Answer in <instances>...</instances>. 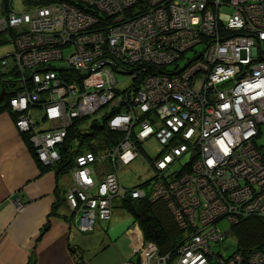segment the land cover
Here are the masks:
<instances>
[{"label":"built area","instance_id":"2783aa9c","mask_svg":"<svg viewBox=\"0 0 264 264\" xmlns=\"http://www.w3.org/2000/svg\"><path fill=\"white\" fill-rule=\"evenodd\" d=\"M2 32L13 44L0 59L2 72L18 82L6 89V104L39 158H60L67 113L103 112L121 133L109 151L76 155L66 200L81 204L82 231L81 219H91L78 196L96 208L95 219L99 207L109 218L115 196L160 199L188 233L174 254L159 253L152 241L144 246L139 236L136 264H264V245L228 255L215 248L242 218H264V145L256 140L264 133V0H60L23 11L8 5L0 9ZM198 44L203 49L180 66ZM32 112H43L48 127L37 130ZM152 135L159 144L148 153L153 180L128 187L117 171L95 168L107 156L129 163L136 141ZM222 219L225 229L217 226Z\"/></svg>","mask_w":264,"mask_h":264},{"label":"crops","instance_id":"0c3cea01","mask_svg":"<svg viewBox=\"0 0 264 264\" xmlns=\"http://www.w3.org/2000/svg\"><path fill=\"white\" fill-rule=\"evenodd\" d=\"M0 9H5L2 1ZM6 86L0 85V94ZM32 115L40 120L43 112ZM40 126L48 127V121ZM72 183L71 172L47 170L36 160L14 114L0 107V264L138 263L133 251L137 223L119 236V208L110 220H99L93 231L81 233L63 197Z\"/></svg>","mask_w":264,"mask_h":264},{"label":"trees","instance_id":"16d2710c","mask_svg":"<svg viewBox=\"0 0 264 264\" xmlns=\"http://www.w3.org/2000/svg\"><path fill=\"white\" fill-rule=\"evenodd\" d=\"M24 1L30 6L29 8H32L60 0ZM2 5L4 8H7L8 5L10 6V0H2ZM6 75L14 76V73L8 74L5 71L0 72V85L4 83L7 85L6 89H8L9 83L4 79V76ZM6 100L7 98L4 97L3 101H1L0 107H8ZM104 117L105 116L102 115V121L99 125L104 121ZM83 123H87L84 129H82V124H79L74 130L67 129L66 139L58 146L60 158L54 162L53 170L58 172L74 171L76 155L80 154L83 150L92 151L95 155H98L101 151H109L118 144L116 141L117 137L112 136L114 131L111 132L107 126H105V129L101 134H98L95 131L96 126H98V121H91L89 124L84 117ZM114 134L120 135L121 133L116 131ZM23 135L27 138L29 148L33 147L28 132H23ZM87 135L92 137L84 141V138ZM33 153L35 155V152ZM37 161L40 163L39 160ZM95 191L96 190L93 189V192ZM124 208L133 217L134 222L138 223L143 232L144 238L148 241L154 242L161 253L174 254L178 247L183 243L188 233V231L180 228L173 213L169 211L163 200L149 202L147 199H135L127 202ZM77 221V227H79L78 216ZM230 235V237L235 240V248L242 252H250L259 248L264 245V218L257 216L244 217L237 224L232 226Z\"/></svg>","mask_w":264,"mask_h":264},{"label":"rangeland","instance_id":"374dc122","mask_svg":"<svg viewBox=\"0 0 264 264\" xmlns=\"http://www.w3.org/2000/svg\"><path fill=\"white\" fill-rule=\"evenodd\" d=\"M1 1L2 0H0V2ZM10 5L15 11H23V10L29 9V7H30V6H28L26 4V2L24 0H10ZM8 38H9V36H8L7 32H2L0 34V55H3L7 51H10V49L12 47V42H10L8 40ZM263 46H264V44H263ZM202 49H203V44H198L197 46H195L194 49L188 50L186 52V54H185L186 57H183V58L180 59V61H179L180 66H183L185 64L187 58H190V59L193 58V56L195 55V51L200 52ZM173 65L174 64H171L170 67H173ZM0 72H2L1 65H0ZM9 74H11V73H9ZM117 77H118L119 81H124L125 80L126 83L130 81L127 78V76H125V75L117 74ZM4 79L6 81H8L9 88H11V89L16 88V86L18 85V82H15V81L12 83V80L15 79V77L12 76V75H6V76H4ZM10 81H11V83H10ZM124 92L125 91H122V92L119 91V94H123ZM85 113H87V112H85ZM102 113L101 112H88L85 115H83L84 113L83 114L78 113V115H76L75 117H73L71 114L67 113L66 119H65V121H66L65 124H66L68 129H72V130H74L77 126H79V124H82V129H84V127H86V125H87V123H83V120H84V117H85L89 124H90L91 121H95V120L98 121V126H96V130H95L96 133H98V134L99 133L101 134L102 131H104L105 126H107L111 130V132H113V131L114 132H116V131L119 132L118 128H113L110 125L108 126V119L110 117L107 118V119H105V117H104L103 118L104 121L99 125V123L102 121ZM153 113L157 114L158 117L161 114L160 112H150L148 115H151ZM34 116L35 115H32V118H34ZM46 120H47V118L43 114L40 117V120L34 119V123L32 125L37 130H40L41 128L43 129V127L40 126V124H42V123L44 124L46 122ZM123 125H124V122H122L119 126H123ZM30 129H31V127H30ZM18 130L21 133H23V132L25 133V131H21V129H19V128H18ZM114 132H113L112 136L113 137H117L116 138L117 142L121 141V134L120 135H115ZM37 133H39V132H37ZM37 133H35V134H37ZM123 135L124 134L122 133V136ZM66 137H67V134L64 136V138L66 139ZM91 137L92 136L87 135L84 138L85 139L84 141H86L88 138H91ZM154 139H156V137L152 135V136L148 137V139H146V140H148L146 142H144L145 141L144 139L143 140H137L136 141V145H135V147H136L135 151H137L136 152L137 154L134 152L135 154L132 156L131 160H129V163H127V164L121 163V161H119L117 159L118 158L117 155L115 157L113 156L114 158L112 156H107V157H105L104 159H102L100 161L99 160L95 161L93 164H94L95 168L97 167V170L99 172L100 171L111 172L110 174H114L115 171H117V173L119 172V176H120V179H122V183L124 185L128 186V187L135 186V185L141 183L146 178H148V180L146 182L151 181V179L152 180L154 179V176H152L151 179L149 180V177L151 176V174L153 172V167L150 166V162L148 161V153L150 154L149 156H153V155L156 154V152L159 149V144ZM256 140H257L258 144L264 145V133L261 136H259ZM31 150L33 152H35L36 160H39L40 164L43 167H45L47 170L48 169L50 170V169L53 168L54 162L57 161L56 158L54 160H52V161L45 162L46 160H44V159L42 160L41 158H39L41 156L38 155V153H37V151H36V149L34 147H31ZM101 154H104V153H101ZM61 172H63V171H61ZM69 172H71L72 178H73V174H74L73 170L72 171L70 170ZM116 181H118V180H116ZM68 190H69V187L67 189L66 188L64 189L63 197L65 199H66V192ZM78 199L82 201V204H84L85 207L88 206L89 212L87 214H88L89 219H91L88 224H84L85 222L83 221V219H81V228L84 230V231L81 230V233H86V232L93 231L95 225L97 224V221H99V220H101V221L110 220L112 218V216H113L114 211L116 209H118V208H119V236L124 235L126 233V230L128 228H130V226H132V224L134 223L133 217L130 215V213L128 211L125 210L124 206H125V204L127 202H129L131 200H135V199H131V198L123 199V198H120L118 196H115V198L111 201V213H110V216H109L108 219H103L101 217L100 214L105 213V211H102L103 208H101V207H99V209H98L99 210V218L95 219L96 215H98V213H96L95 210H94L96 208L94 207V209H93L91 207V205L87 202V200H85L81 196H78ZM140 199H142V198H140ZM212 200L214 201L215 199H212ZM155 201H157V200H155ZM66 202H67V206H68V210H69V216H70L69 218H72L74 215H76L77 211L79 209H81V208H79L81 204L77 203V205L75 206L74 205V201H73L72 198H70V202L69 203H68V201H66ZM106 204L109 205L110 201L109 202L107 201ZM191 204H192V202H191ZM117 206H119V207H117ZM75 208H78V209H75ZM167 208L169 209L170 212H172L173 208L168 207V206H167ZM176 222H177V220H176ZM137 226H138L139 233H138V236L136 237V240H135V243H134V247L135 248H133V251H134L135 255L139 256L138 255L139 253H138V251L136 249V247H137L136 245L138 244L139 236H140V238L143 239L142 241L144 242L143 243L144 246H145L146 242H148V240H146L144 238L143 232H142L141 228L139 227L138 223H137ZM217 226L220 227L221 229H225V228H227L229 226V222L227 220L222 219V220L217 222ZM90 228H93V229L90 230ZM230 236L228 235L227 238L225 239V241H222V242H220V245L215 246V248L218 249V251H220L224 255H228L231 252H233L234 250H236V248H235V240L232 237H230ZM123 247H124V245L121 246L122 249H123ZM156 247H157V245H156ZM139 252H140V250H139ZM158 252L161 253L159 251V249H158ZM119 256H120V253H119ZM92 260L95 261L97 259H95V257L92 256ZM138 261H139V258H138ZM131 262L132 261H130V263ZM132 263L136 264V262L135 263L132 262Z\"/></svg>","mask_w":264,"mask_h":264},{"label":"water","instance_id":"95a60500","mask_svg":"<svg viewBox=\"0 0 264 264\" xmlns=\"http://www.w3.org/2000/svg\"><path fill=\"white\" fill-rule=\"evenodd\" d=\"M4 95H5V90L2 89V90H1V94H0V99H3V98H4Z\"/></svg>","mask_w":264,"mask_h":264}]
</instances>
